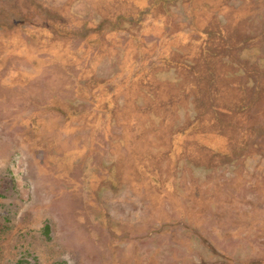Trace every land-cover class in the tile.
<instances>
[{
    "label": "rangeland",
    "instance_id": "rangeland-1",
    "mask_svg": "<svg viewBox=\"0 0 264 264\" xmlns=\"http://www.w3.org/2000/svg\"><path fill=\"white\" fill-rule=\"evenodd\" d=\"M21 258L264 264V0H0V264Z\"/></svg>",
    "mask_w": 264,
    "mask_h": 264
},
{
    "label": "trees",
    "instance_id": "trees-1",
    "mask_svg": "<svg viewBox=\"0 0 264 264\" xmlns=\"http://www.w3.org/2000/svg\"><path fill=\"white\" fill-rule=\"evenodd\" d=\"M48 231H49V227L46 225L44 227V234H48ZM15 264H30L25 258H21L19 259L17 262H15ZM33 264H38L36 262H34ZM55 264H59V263H55Z\"/></svg>",
    "mask_w": 264,
    "mask_h": 264
}]
</instances>
